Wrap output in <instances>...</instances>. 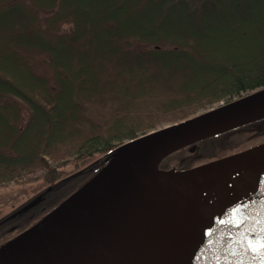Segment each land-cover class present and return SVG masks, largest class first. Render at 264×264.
Segmentation results:
<instances>
[{
    "label": "trees",
    "instance_id": "trees-1",
    "mask_svg": "<svg viewBox=\"0 0 264 264\" xmlns=\"http://www.w3.org/2000/svg\"><path fill=\"white\" fill-rule=\"evenodd\" d=\"M260 88L264 0H0V185L46 186L0 245L123 141Z\"/></svg>",
    "mask_w": 264,
    "mask_h": 264
},
{
    "label": "water",
    "instance_id": "water-1",
    "mask_svg": "<svg viewBox=\"0 0 264 264\" xmlns=\"http://www.w3.org/2000/svg\"><path fill=\"white\" fill-rule=\"evenodd\" d=\"M263 118L264 91L206 116L148 136L146 145L122 182L100 203L78 217L76 222L58 227L56 233L14 246L0 255V264H153L172 257H188L192 264H208L213 259L264 248V220L244 224L208 222L138 234H127L124 229L146 186L158 175L178 181L205 172L223 177L264 162L262 143L186 170L159 168L167 156L182 148H194L199 141ZM118 154L115 153L113 159ZM258 181L259 175H256L251 186L255 187ZM187 189L188 185L183 184L172 204H177Z\"/></svg>",
    "mask_w": 264,
    "mask_h": 264
},
{
    "label": "bare ground",
    "instance_id": "bare-ground-1",
    "mask_svg": "<svg viewBox=\"0 0 264 264\" xmlns=\"http://www.w3.org/2000/svg\"><path fill=\"white\" fill-rule=\"evenodd\" d=\"M146 139L147 137H141L127 143L92 182L82 187L71 200L49 213L12 243L3 245L0 248V255L14 246L25 244L49 233L54 234L59 230L58 227L70 225L76 222L78 217L89 212L119 186L146 145ZM256 175H259V181L255 187H252ZM183 184H187L188 189L181 200L174 205L172 201ZM226 200L229 202H225ZM260 220H264V162L223 177L205 172L178 181L158 175L146 186L137 202L136 210L128 219L124 229L127 234H138L190 224L208 222L244 224ZM213 260L208 264H264V248L247 254L228 255ZM191 261L188 257H172L167 261L159 260L153 264H192Z\"/></svg>",
    "mask_w": 264,
    "mask_h": 264
},
{
    "label": "rangeland",
    "instance_id": "rangeland-1",
    "mask_svg": "<svg viewBox=\"0 0 264 264\" xmlns=\"http://www.w3.org/2000/svg\"><path fill=\"white\" fill-rule=\"evenodd\" d=\"M144 20L146 23L149 22L147 17H145ZM262 91H264V88L256 90L252 93L246 94L245 96L241 98H233L229 102L222 100V101L209 105L208 107L194 113L193 115L189 116L188 118L184 120L177 121L174 123L161 124L157 126L155 129L139 134L137 137L133 139L123 141L121 144H119L115 148L114 151H116V153L118 154L122 150V148L130 141L136 140L141 137H148L151 134L175 127L177 125L187 123L188 121H191V120L203 117V116H206L218 110L224 109L232 104L240 102L246 98L254 96ZM250 129L253 130L251 131L250 134H248L249 132L248 130H244V131H238L240 132L238 134H231L228 137H226L225 135V136L219 137L218 139H214L215 141H212L214 142V145L212 146L209 143L204 142L203 147L201 149L202 155H205V156L211 155V154L213 155V154H217L219 152H223L227 150L230 152H234V151L239 152L240 149H246V148L248 149L249 146L253 145L257 141L264 139V135H263L264 134V121L259 123L257 126L251 127ZM259 134H262V135L258 137ZM247 141H250L252 144H250ZM66 172H67L66 174L68 175V174L73 173V170L70 167H66ZM45 187H46L45 184H43L40 181L22 183V182H16L15 180H13V181L7 182L4 185H0V219L4 217L5 215H7L12 210H14L15 208H18L21 205L28 202L32 198L33 195H35L37 192H39ZM73 194H74L73 188L72 186L69 185V187L64 188L61 192L55 195H52L46 200H43L40 208H35L34 211L30 214V216L26 218V221L29 220L31 217L33 218L40 217L42 219L44 216L48 215L50 212L55 210L63 202L71 198ZM29 221H32V220L30 219ZM25 226H26V222H24L22 219L21 223L16 226L17 228L15 227L13 229H10V232L7 235L8 236L14 235L16 232L19 231V229H23ZM5 235H6L5 233L4 234L2 233L0 235V243L2 241L7 240V238H5L6 237Z\"/></svg>",
    "mask_w": 264,
    "mask_h": 264
},
{
    "label": "flooded vegetation",
    "instance_id": "flooded-vegetation-1",
    "mask_svg": "<svg viewBox=\"0 0 264 264\" xmlns=\"http://www.w3.org/2000/svg\"><path fill=\"white\" fill-rule=\"evenodd\" d=\"M256 90H259V89H256ZM256 90H254V91H256ZM254 91H252V92H254ZM252 92H249V93H252ZM249 93H247V94H249ZM245 95H242L240 97H243ZM240 97H234V98H240ZM263 121H264V118L260 119V120H257V121H254L252 123L243 125L241 127L229 130V131H227L225 133L218 134L216 136H213V137L207 138L205 140L199 141V142H197L195 144L194 148H191V146L182 148L179 151H177V152H175L173 154H170L168 157H166L160 163L159 168L162 169V170H171V169L186 170V169H189V168L194 167L196 165H199V164H202V163H206V162H209V161H213V160H217V159H220V158H222V157H224V156H226L228 154H232V153L238 152V151L230 152V151L227 150V151L219 152L217 154H213V155L211 154V155H206L205 156V155H202L201 149L203 147V143L204 142H207V143H209L212 146V145H214V142H212V141H215L214 139H218L219 137H222V136H225V135H226V137H228L231 134H238V133H240L238 131L248 130L249 131L248 134H250L251 131H253L250 128L254 127V126H257L259 123H261ZM261 135L262 134H259L258 137L261 136ZM247 142L252 144L250 141H247ZM260 143H264V139L260 140V141H257L256 143H254L251 146H255V145H258ZM251 146H249V147H251ZM241 150H245V149H240L239 151H241Z\"/></svg>",
    "mask_w": 264,
    "mask_h": 264
}]
</instances>
